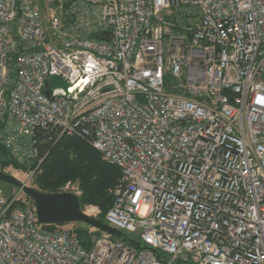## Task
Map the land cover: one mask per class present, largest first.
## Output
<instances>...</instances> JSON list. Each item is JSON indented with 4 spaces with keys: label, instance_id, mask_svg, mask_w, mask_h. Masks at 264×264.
<instances>
[{
    "label": "built area",
    "instance_id": "1",
    "mask_svg": "<svg viewBox=\"0 0 264 264\" xmlns=\"http://www.w3.org/2000/svg\"><path fill=\"white\" fill-rule=\"evenodd\" d=\"M42 3L0 0V142L31 186L50 136L87 138L120 170L105 222L145 247L86 249L0 186V264H264V0Z\"/></svg>",
    "mask_w": 264,
    "mask_h": 264
},
{
    "label": "trees",
    "instance_id": "2",
    "mask_svg": "<svg viewBox=\"0 0 264 264\" xmlns=\"http://www.w3.org/2000/svg\"><path fill=\"white\" fill-rule=\"evenodd\" d=\"M41 152L44 159L33 177L34 188L41 192H58L65 182H76L81 190L78 196L81 208L97 206L99 213L96 218L105 222L106 210L112 203L110 190L120 176L119 168L103 161L90 141L77 134L63 135L58 139L52 135L50 141L42 144ZM28 166L33 167L34 164L18 162L0 142V171L6 172L8 167L26 170ZM27 199L33 203L28 196ZM55 226L44 225L47 229ZM75 230L86 249H90L93 238L102 233L87 224L78 225Z\"/></svg>",
    "mask_w": 264,
    "mask_h": 264
},
{
    "label": "water",
    "instance_id": "3",
    "mask_svg": "<svg viewBox=\"0 0 264 264\" xmlns=\"http://www.w3.org/2000/svg\"><path fill=\"white\" fill-rule=\"evenodd\" d=\"M103 37L104 39L108 38L107 35H103ZM48 83L54 87H61L67 91V82L58 75H50ZM0 182H5L22 189L24 194L32 199L38 222L41 224L82 222L135 247H145V245L128 236L123 231L110 226L94 216L86 214L80 206L78 196L74 193L41 192L32 186L23 184L12 174L3 171H0ZM154 252L158 256V252L156 250H154Z\"/></svg>",
    "mask_w": 264,
    "mask_h": 264
},
{
    "label": "rangeland",
    "instance_id": "4",
    "mask_svg": "<svg viewBox=\"0 0 264 264\" xmlns=\"http://www.w3.org/2000/svg\"><path fill=\"white\" fill-rule=\"evenodd\" d=\"M36 1L42 6V10L45 11L44 4L42 3V0H36ZM6 170H7L6 173H10V174H12L13 176H15V177H17L19 179H24V174L23 173H19L17 171H14V170H18V169L12 168V167H8ZM20 170H22V169H20ZM28 184H30L31 186H33V182H30V180H29ZM0 186L6 192H10L12 190H17V188H15L14 186H12V185H10L8 183H5V182H0ZM88 210H89V208H88ZM81 224H84V223H82V222L65 223V225L67 227H77L78 225H81ZM129 235L135 237V234H129Z\"/></svg>",
    "mask_w": 264,
    "mask_h": 264
},
{
    "label": "bare ground",
    "instance_id": "5",
    "mask_svg": "<svg viewBox=\"0 0 264 264\" xmlns=\"http://www.w3.org/2000/svg\"><path fill=\"white\" fill-rule=\"evenodd\" d=\"M92 212V208H89V210H86V213H91Z\"/></svg>",
    "mask_w": 264,
    "mask_h": 264
}]
</instances>
